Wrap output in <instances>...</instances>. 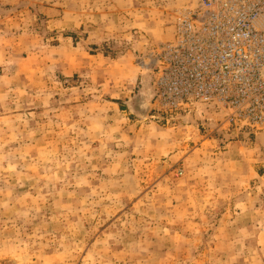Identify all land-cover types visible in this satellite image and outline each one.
<instances>
[{
    "label": "rangeland",
    "instance_id": "1",
    "mask_svg": "<svg viewBox=\"0 0 264 264\" xmlns=\"http://www.w3.org/2000/svg\"><path fill=\"white\" fill-rule=\"evenodd\" d=\"M184 4L0 0V264H264V128L141 68Z\"/></svg>",
    "mask_w": 264,
    "mask_h": 264
},
{
    "label": "built area",
    "instance_id": "2",
    "mask_svg": "<svg viewBox=\"0 0 264 264\" xmlns=\"http://www.w3.org/2000/svg\"><path fill=\"white\" fill-rule=\"evenodd\" d=\"M174 38L141 60L167 111L213 104L264 128V0H185Z\"/></svg>",
    "mask_w": 264,
    "mask_h": 264
},
{
    "label": "crops",
    "instance_id": "3",
    "mask_svg": "<svg viewBox=\"0 0 264 264\" xmlns=\"http://www.w3.org/2000/svg\"><path fill=\"white\" fill-rule=\"evenodd\" d=\"M47 11H48V13H50L51 9H47ZM53 11L55 12V10H53ZM57 16H58L59 19L63 18L64 17L63 11H58V14H55V17H57ZM55 20L56 19H54V22H55Z\"/></svg>",
    "mask_w": 264,
    "mask_h": 264
},
{
    "label": "water",
    "instance_id": "4",
    "mask_svg": "<svg viewBox=\"0 0 264 264\" xmlns=\"http://www.w3.org/2000/svg\"><path fill=\"white\" fill-rule=\"evenodd\" d=\"M142 99H143V98H139V99H138V104H139V101L142 100ZM139 106H140V105H139ZM146 110H147V106L144 107V108L139 107V112L142 113V114H144V113L146 112Z\"/></svg>",
    "mask_w": 264,
    "mask_h": 264
},
{
    "label": "bare ground",
    "instance_id": "5",
    "mask_svg": "<svg viewBox=\"0 0 264 264\" xmlns=\"http://www.w3.org/2000/svg\"><path fill=\"white\" fill-rule=\"evenodd\" d=\"M139 105H140L141 108H144V107L147 106V103H145V102L143 101V99H142V100L139 101Z\"/></svg>",
    "mask_w": 264,
    "mask_h": 264
}]
</instances>
